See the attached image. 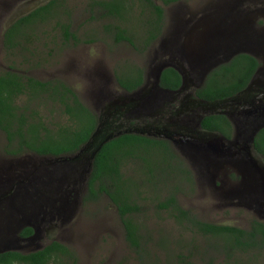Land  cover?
I'll list each match as a JSON object with an SVG mask.
<instances>
[{
	"label": "trees",
	"instance_id": "obj_1",
	"mask_svg": "<svg viewBox=\"0 0 264 264\" xmlns=\"http://www.w3.org/2000/svg\"><path fill=\"white\" fill-rule=\"evenodd\" d=\"M79 1H87L86 9L92 13L93 21L110 19L103 31L112 46L126 45L144 54L164 33L167 25L165 8L179 1L191 3L196 0ZM72 18L65 0H52L6 32L5 49L7 52L17 51L23 54L22 59L25 58L23 42L37 35L34 28L53 24L55 27L52 30L59 34L58 38H51L55 44L57 41L62 46L79 43ZM263 24V20L258 22L259 26ZM22 32L30 35L23 40L18 36ZM17 37L20 40L15 39ZM260 66L261 63L254 57L240 55L211 72L203 86L195 91V96L204 102L235 96L247 87ZM114 73L120 88L127 93L138 90L145 83V70L128 58L116 65ZM181 85V75L175 69L163 71L160 82L163 89L174 92ZM44 108L51 117L58 114L60 120L66 121L49 123V117L42 114ZM98 118L97 113L86 106L74 89L62 80L41 82L12 71L0 73V130L10 142L7 147L13 148L12 151L7 150L10 155L20 157L32 154L53 159L75 155L96 132ZM201 126L203 130L220 133L227 139L233 135V126L224 115H210ZM100 142L99 138L97 146ZM255 149L264 157V129L256 137ZM135 173H141L140 177L135 178ZM176 183L182 189L192 187L194 180L185 160L170 142L123 133L105 143L98 152L87 181L84 201L94 203L103 196L108 197L118 211L127 242L139 252L144 241L138 220L143 214V206L137 203V198L149 192V189L142 192L144 184L150 188L168 189ZM82 184L81 180L76 182V185ZM179 186L175 189L178 190ZM138 187L139 192L134 189ZM158 208L170 212L177 225L188 228L203 240L210 239L207 240L208 249L224 255V264H249L244 257L250 256V264H259L256 253L264 256V222L258 219H252L246 229L204 222L180 206L173 189L160 200ZM33 233L31 228H26L21 237H30ZM64 259L72 264L77 262L76 255L58 242L28 254H0V264H70ZM182 264L193 263L184 261Z\"/></svg>",
	"mask_w": 264,
	"mask_h": 264
},
{
	"label": "rangeland",
	"instance_id": "obj_2",
	"mask_svg": "<svg viewBox=\"0 0 264 264\" xmlns=\"http://www.w3.org/2000/svg\"><path fill=\"white\" fill-rule=\"evenodd\" d=\"M0 1L7 2L9 0ZM50 1L52 0H11L9 3L11 10L8 14L12 15L15 12L25 14L28 8L38 5L39 2L45 4ZM65 1L66 8L73 14V30L77 32L80 39L79 43L62 46L57 41L55 44L51 38H58L59 34L56 30H52L55 27L54 24L49 27L47 25L36 26L34 32L37 35L34 34L33 37L23 42L26 47L25 58L22 59V54L19 59L10 60L0 51V61L2 67L13 64L16 69H20V71L31 76L33 74L39 79L62 80L73 88L81 101L95 111L99 117V114L108 111L109 100L125 95L115 77L114 71L117 64L128 58L142 67L145 74L150 66L153 67L154 62H156L154 54L157 50V44L168 31H171L174 8L172 5L165 8L167 25L163 35L149 51L139 54L126 45L112 46L103 31L104 25L108 24L110 19L93 21L92 13L86 9L87 1ZM211 1L213 0H196L191 3L179 1L181 2L179 8L181 22L196 23V18L201 17ZM247 3L246 6L253 8L264 7L262 0L248 1ZM8 19L9 16L0 25L5 24ZM260 20L263 19H259L258 22ZM198 23L195 40L203 41L204 36L201 35L203 27ZM39 33L43 34L41 38ZM28 50L30 53H27ZM31 54L35 56L32 57ZM29 58L31 60L27 63ZM38 58L41 59L38 65L30 66V64L36 63ZM179 62H182L186 67L182 56L179 57ZM100 76L106 77L110 84L104 85L99 80ZM45 108L42 110V114L49 117V123L56 124L66 121V119L60 120L58 114L51 117ZM187 120L189 122V119ZM131 127V130L134 131L135 126ZM122 129L130 130L124 126L120 127V130ZM4 147H6L5 136L0 132V165ZM26 156H30L31 159L40 163L39 176L43 182L51 184L60 182L62 171L59 164L52 165L51 160L32 154H25L21 157L26 158ZM11 161H13L11 158H7L6 163L0 168L7 167ZM185 163L192 172L194 180L192 187L185 186L181 189L180 184L176 183L168 189H159L150 188L148 184H144L142 192L148 189L149 192L143 194L140 199L137 198V203L143 206V214L139 216L138 220L141 222V233L144 241L143 248L139 252L127 242L118 211L108 197L103 196L94 203L84 201L87 183L82 180V185H76L71 180L62 188V193H70L67 202L50 200L48 206L43 207L42 210L39 209L37 214H40H36L34 223L35 226H39L42 232L38 234L37 239L33 240L32 244L35 245L30 248H26L29 242L20 243L23 247L22 250L35 252L52 242H58L68 247L76 255V264H182L184 261L193 264H224V255L208 249L210 239H207L208 241L203 240L200 236L194 235L188 228L177 225L170 212L158 208L160 200L166 197L169 190L173 189L177 193L178 202L184 210H188L204 222L216 225H232L246 229L249 227L250 221L258 219V216L254 211L246 209L240 204L243 200L230 199L229 191L238 188L242 183V177L232 167H228L226 170L225 167L221 170L211 168L206 171V168L200 163L194 166L186 160ZM14 173L19 175L20 171L14 170ZM133 175L135 178H139L141 173ZM17 177L19 178V176ZM176 186H179L178 190L175 189ZM134 189L140 191L139 187ZM61 204H68L66 206L68 209H64L61 214H58ZM7 207L10 205L4 204L2 207V212H4H0V220L7 221L5 215L11 214L10 212L15 214L12 208L9 210ZM48 211H51L53 220L48 224L40 225V218L45 213L49 214ZM20 232L17 234L18 237ZM244 258L249 264L252 262L251 256ZM256 258L259 264H264V256L260 257L256 253Z\"/></svg>",
	"mask_w": 264,
	"mask_h": 264
},
{
	"label": "water",
	"instance_id": "obj_3",
	"mask_svg": "<svg viewBox=\"0 0 264 264\" xmlns=\"http://www.w3.org/2000/svg\"><path fill=\"white\" fill-rule=\"evenodd\" d=\"M248 1L253 0H213L208 3L201 17L196 18L197 22L190 24L181 22V2L173 4L171 31L157 44L154 54L156 62L145 74L148 82L132 93L125 92V95L109 100V106L127 110L134 119L153 116L162 99L167 96L176 98L191 88L200 89L211 72L236 57L250 55L257 59L261 66L243 91L223 100L199 102L205 116L220 114L227 117L233 126L231 139L217 132L203 130L202 116L188 123L189 134L178 135L176 140H173V136H165L172 140L181 157L193 166L200 163L206 171L232 167L242 177V183L229 191L230 199L243 200L240 204L254 211L258 220L264 222V157L255 149L256 137L264 129V25L259 27L257 24L259 19L264 20V7L246 6ZM197 23L203 27V41L195 40ZM181 56L186 67L179 62ZM168 68L175 69L182 78L180 89L174 92L160 86L162 73ZM259 89L263 90L259 96L251 94ZM194 95H188L191 103L198 101ZM234 105H241L238 112L225 110ZM124 132L133 133L130 130ZM122 133L100 134L98 126L91 140L79 153L59 159L46 157L52 165L59 164L61 167L62 175L58 184L43 182L39 176L40 163L30 156L16 158L7 167L0 168V212L4 204H9L7 208L15 212L5 215L7 221L0 220V234L3 233L0 235V254L18 252L22 250V241H33L37 233L27 240L19 238L17 234L24 228L36 229L34 217L39 209L50 204V200L67 202L70 193H62V188L69 181L76 183L82 180L87 183L93 162L102 146ZM99 138L101 142L97 146ZM14 170H19L20 174L16 175ZM9 188L11 194L7 196ZM67 205L61 204L57 213L68 209Z\"/></svg>",
	"mask_w": 264,
	"mask_h": 264
},
{
	"label": "flooded vegetation",
	"instance_id": "obj_4",
	"mask_svg": "<svg viewBox=\"0 0 264 264\" xmlns=\"http://www.w3.org/2000/svg\"><path fill=\"white\" fill-rule=\"evenodd\" d=\"M10 1L11 0H9L7 2H1L0 1V23H4L5 18L7 16H9V19L7 20V22H5V24L0 25L1 26V28H0V31H1L0 51H1V53H4L6 55L7 59L16 60V59H19L18 55H21V54L19 52L17 53V51L13 52V50L9 51V52L6 51V49H5L6 32L12 26L16 25L22 19L26 18L28 15L33 13L38 8H41L42 6L46 5L47 3L44 4V3L39 2L38 5H34L32 8H28L27 11L25 12V14L20 13V12H15L14 14L10 15V14H8L9 11L11 10V6L9 5ZM2 29H3V31H2ZM19 34H18V36L22 37L23 40L27 36L30 35V34L29 35L26 34L25 32H22ZM42 35H43L42 33H39L40 38L42 37ZM15 39L20 40L19 37L15 38ZM27 53H30V50H28ZM30 60H31V58L28 59L27 63H29ZM40 60L41 59L38 58V61H36V63L30 64V66L38 65ZM0 67H2L1 61H0ZM6 71H12L14 73L22 74L24 76L34 78V79L39 80L41 82L51 81L50 79L43 80V79H39L37 77H34L33 74L31 76L27 73H24L23 71H20V69L19 70L16 69V67L13 64H10L7 67L3 66L0 70V73L6 72ZM53 80H55V79H53ZM99 80L106 86H108V84H110V81L104 76H100ZM146 82H148V81H146V76H145V83ZM196 90L197 89H195V88H191L190 90L183 92L180 96H178L176 98H171L170 96L165 97L164 99H162V101L158 107L157 112L153 116H149V117L142 116L140 118L134 119V118L129 116V114L127 113V110L120 109V107L114 108V107L108 106V107H110L108 111H106L105 113L99 114L100 134H109V135L113 134L114 135V134H117V132L125 133L123 129L120 130V127H123V126H124V128H129L130 131L133 132V130H131L132 129L131 126H135L134 129L137 131L133 132V133H128V134H138V135L146 136L149 138L165 140V141L170 142L173 146L172 140L168 139L167 136H165V135L173 136L174 137L173 140H176V139H178V135H184V134H187L189 132V131H187L188 125L190 124L189 122L193 123V121L198 120L200 118V116L203 117V120L206 117L210 116V115L205 116L202 113V110H200L201 108L199 106L200 105L199 102H201L202 100L200 101L194 95V92ZM261 92H263V90L259 89V90H256L254 93L252 92L251 94L253 96H259ZM190 93L191 94L193 93V95L195 96V99L198 100L197 102L191 103L188 100V95ZM26 100H27V98H26ZM32 106H34V105H32ZM240 108H241V105H236V106L234 105L232 107L228 106L227 108H225V110L238 112L240 110ZM187 119H189V122ZM12 124H13V122L11 123V125ZM0 132L5 136L6 147H4L2 149V156L3 157H1L2 158L1 165H4L6 163L7 158H11V160H14L15 158H19V157H15V156L7 153V150L12 151L13 148L7 147L10 143L8 141L7 135L2 130H0ZM176 152H177V150H176ZM1 165H0V167H1ZM227 168H228V166H225V170ZM9 190H10V188L8 189V191L6 193L7 196L11 194L9 192ZM48 212H49V214L45 213L40 218V220H39L40 225L48 224V222H51L53 220V216L50 214L51 211H48ZM24 229H26V228H24ZM31 229L34 231V233L30 237H26V238L21 237V233L23 230H21L19 237L22 238L23 240H27L29 238H32L35 235V233H37V235H36V239H37L38 234L41 233L42 230L39 228V226H36V229H34V228H31ZM22 242H26V241H22ZM32 242L33 241H30L29 244L26 245V246H28L26 248H30L32 245H35L34 243L32 244ZM45 247H42L41 249H43ZM21 249H23V247H21ZM18 252L23 253V254L31 253V251L25 252L23 250H20ZM64 261L69 262L68 259H64ZM69 263L72 264V262H69Z\"/></svg>",
	"mask_w": 264,
	"mask_h": 264
}]
</instances>
